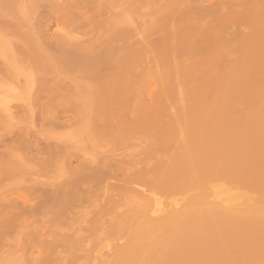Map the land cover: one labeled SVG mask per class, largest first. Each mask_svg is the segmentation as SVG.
<instances>
[{"label": "rangeland", "instance_id": "1", "mask_svg": "<svg viewBox=\"0 0 264 264\" xmlns=\"http://www.w3.org/2000/svg\"><path fill=\"white\" fill-rule=\"evenodd\" d=\"M168 1L169 0H156V7H155V11L153 13L154 15H153L152 20L146 19V16H147L146 15L147 14L146 13L147 12L146 8L145 9L144 8L140 9L141 10L140 14H139V18L141 17L140 24L138 22V24H137L138 26L136 28L137 32L135 34H133V35H135L134 36L135 38H133V35H131L132 36L131 37L132 40L130 39L131 42L133 41V39H134V41L137 40V42H138L137 45H136L137 49L135 48L134 45L131 47V45H130L131 43H129L130 41H127L129 38H126L124 36L123 37L122 36H117L116 38L114 37L112 39L110 37L112 32H110V31H113V30H112V28H110V27L108 28L107 26H103L102 28L85 27V28H82V29H76L74 27L65 25V26H59V27H56V26L54 27L53 26L52 28H50L48 30L49 33H51L52 31L54 32L56 30L57 31L56 32L57 36L60 37V39L65 41V42H70V41L72 43L76 42L77 44H79L81 46H83V44H85L84 45L85 47H86V44L89 47L95 42H98V44H100L101 42H106L109 45L111 43H112L111 45H113V44L114 45H118L119 44L121 46V48H122V46H124L123 44H125L124 49H121L119 51L120 52L122 51L121 53H123V54L125 53L126 57H124V58L128 59V60H125L126 63H128L129 61L132 62L131 59L129 60V54L131 53V51H133L134 49L139 51V52H137V53L140 54V55L138 54L139 55V59H137V61H136L137 63L132 62L134 65L132 63L126 64V63H124L125 62L124 60H122L121 63H117L116 66H118L120 64L122 66H118V67H122L123 69L125 68L124 72L122 71V72H120L118 74H116L117 72H115V73L112 72L114 70L111 71V69H110L111 65L107 66V68L104 67V69H105L104 73H102L103 70L101 72L104 75H102L101 73H98V71L96 72L98 74H96L94 72L95 69L93 71H90L91 69L88 70V69H81V68L68 70V69L60 68L57 65H55L57 67H54V69L53 68L50 69V66L52 67L54 65H48L49 63L48 64L46 63L44 68H43L44 69V71H43L44 83L41 86V89H44L45 91L46 90L48 91L49 89H52V88L58 89L61 86L62 87L59 88V89H62V88L65 89V88H68L69 86H75L74 82H72L70 80L71 78L75 77V78H77V81H78V82L76 81L78 84H77V86H75L76 87L75 89L79 90V91L81 90L80 92H82V90H87L85 92H82V93L78 92L77 94H75L77 96V98L81 99L82 97L89 95L87 100L92 99L91 95L94 92L93 93L94 94L93 96H95L94 99L97 96H99V98L98 97L96 98L97 100L103 99L104 101H106V100H109L110 98H112V96L116 95V94L113 93L114 88H112V86L110 84L117 83L119 80H122V79L123 80H127L128 78H130L129 80L131 82L133 81V79H135L136 81L134 80L132 82L133 84H131V86L128 84L129 85L128 88L136 86L135 89L131 88L129 90H125L127 88L126 87L127 85H124L123 84V80H122L121 83L124 86L121 85L123 87V89H121V91H120L121 93L119 92V95L122 98H124L123 94H122L123 91L126 92V93H124V96L127 97V98H125L126 99V101H125L126 103L123 101L124 105L126 104L124 108H126V106H127V109L130 108L128 111H126L124 109V114H123L124 117L122 116V119L124 118L123 120H125V121L134 120L137 123H140V124L145 123L146 124L145 126H143L144 128H142L141 130L136 131L133 135L130 136V138L126 137V133H125L124 130H121V132L118 135V132H116V131L115 132H111V131H109V129H106V130L103 131L104 132L103 134H104V136H107V137L102 139V140H99L101 138V137L99 138L100 134L98 136L97 132H95L92 129H90V124L88 123L89 125H87L86 124L87 122H84V121H87L89 119V118H87V120H86V117H85V115H88L87 109L90 108L89 104H87L88 101L87 102L83 101V102H86V104L84 103L83 104L84 108L82 107L80 109L79 114H81V113L82 114L81 115L78 114L80 117L83 116L82 118L78 117L79 119H75V118L73 119V118L68 116V118L61 119V121H63L62 124L61 123L49 124V123H47L45 121L36 120L35 122H33L34 125H35V127L33 128L32 127V122H31V119L29 118V116H30V112L32 110H36V108H34L35 104H34V102L32 100L33 92L36 89V86H35V83H34V76H35L36 70L33 67H31L30 65L23 63L20 60L19 57L15 56L13 54V52H12L13 50H12V46H11V43H13V42L11 41V39H9V37L4 36L2 34L1 29H0V134H3L5 132L8 133L9 131L15 130L17 127H21V128L24 129V132H27L28 135L31 138H33L34 140H39L41 142L48 143V144L51 145V148H50V150L48 152H46L45 157L41 158V160H44L45 158L48 159V162H47L46 165L43 166V165H39V163H27L26 164L25 173L18 174L16 176L12 177L11 180L6 183V187L5 188L13 189L14 191H16L15 188L18 189L19 185H20V187L31 186L34 183H40V184L42 183L44 185L46 184V185H49V186L58 185V184L64 182L68 178V176H69V171L68 170H70V168L74 169L75 166L77 167V165H78V163L80 161L78 159H89V160L90 159H92V160H94V159L97 160L98 159L97 161L100 160L99 163H104L105 162V163H110V164H116L118 162H126L127 160L135 159L136 162H137V165H136L137 169H143V172H145L144 170L147 171V169H149V168H151V170H148V172L149 171L151 172L152 170L153 171L155 170L156 174H157V171L158 172L161 171V173H160L161 175L160 176L163 179L161 181L159 180V183L163 182V184H165V182L168 179V173H171L169 171L170 168H173L175 166H176L175 171H177V169L179 167L184 169V168H186V166L188 164L190 165V163H191L190 167H192L194 165L192 168H196V169L199 168V167L202 169V167H201V165H202V166H204L203 170H204V172L206 174V169L210 170L209 168L214 169L216 167L214 165H212V167H210L211 165L208 166L209 162L211 164H212V161H213V163H216V162L220 161V159L222 160V162L225 163V165L230 162V158L224 156V155L227 154L224 151L226 150L225 148L229 145V143L232 144V142L236 141L235 139L237 138L238 134L237 135L236 134L233 135V133H235V130H239L240 127H239V125H236L235 127H232V129H231L230 126H233V124H234L233 122H235L234 118L237 116V114H238V117H236V119H239L241 117L239 119L241 121V122H239V124H240V126L242 128L241 130H243V132H245V133H242V134L240 133L241 135L246 134V132L250 133L253 130L254 126L256 127L254 129H257L259 127V130H261L262 132L259 131L260 134L257 135L256 134L257 132H254V130H253L255 135L258 136V140L253 138L255 135H252V136L250 135L251 136L250 138H249V136L247 134L246 135L248 136V138H246V136L244 135V137L247 140L250 139L249 141H247L248 146H245L248 149L246 150V148H244L246 152L243 151V148L239 149V150H241V152H239L238 150H236V151L238 153H241V155L239 154V156H242V154L244 156V154H248L249 152H251L250 150L253 151L254 150L253 148L255 147L256 144H258L260 146L261 143H263L261 145V148H262L261 152L259 150H254L255 151V153H254L255 156L253 155L250 158V160H248V163L246 161V163H247L246 166L248 165L247 170H249V171H251L253 167H256V165H259V166L263 165L264 166V162L261 163L262 162L261 160H263V158H264V148H263L264 147L263 146L264 145V142H263V140H264V138H263L264 137V81H263L264 80L263 79L264 78V72L261 73L263 68H264V47H263L264 46V30H263L264 29L263 28V25H264L263 24L264 23V21H263L264 20V14H263L264 5H261L262 0H256V2H255V0L254 1L253 0H223V1L222 0H215V1L222 2L223 3L222 4L223 7H220V8L216 7V9H217L216 11H215V9L213 11H211V12L215 11L214 12L215 14L214 15L212 14V17L207 15V16H209L208 17L209 19H207V17H206L205 20H202L200 18H199L200 20H197V17L199 16L198 15L199 13L198 12L194 13L193 8L195 6L197 7V9L201 8L199 10V12H200L202 10V8L204 9V8L211 7L212 3L214 2V0H196V1H191L190 4L188 2H186V3L184 2L186 4L185 6L189 5V7H187V8H189L188 9L189 12H190V10H191V12L193 11L192 14L190 13L192 16L187 12V10L185 11L183 9L184 12L182 11L180 16L175 17L176 19H174V18L170 19L169 17H168L169 19H165L163 17V15H166V14H164V11H166L168 8H165V6L163 4H166ZM224 1H229V3H230V1H232V5H231L232 7H233V5H234V7L238 6L236 10H234L235 8H233V10L235 12L233 10L231 11L232 7L229 6L230 4H228V7H226L227 5H226V3ZM251 1L253 2V4H252ZM263 2H264V0H263ZM256 3H257V5H255ZM175 5L178 8L184 7L183 4H181L182 6H180V4H177V3ZM175 5H174V8H176L178 10V8L175 7ZM222 5H220V6H222ZM230 7H231V9H230ZM170 8H169L170 12L179 13L178 11H173ZM227 12L228 13H232L233 12L234 15H235V16L232 17L231 16L233 14L232 13V14H230L231 17H228V18L232 19L231 22H229L230 20L227 17L226 18L229 21H226L227 19L224 18L225 14L226 15L228 14ZM184 13L185 14L188 13L189 16H191L190 18H192V19L194 17L193 14L196 16V17H194L196 22L192 23V24H194V26L196 28L193 27V25H191V27L195 28L197 30L199 29L201 31V33H200V31L198 32L195 29L193 30V34H192V31L189 32L190 28H188V26H190V24H188V22H186L187 20H185V16L186 17H188V16L187 15H185V16L182 15ZM256 13H257V15H254ZM258 13H262L263 15H260ZM207 14H209V12ZM108 15H110V13H108ZM108 15L105 14V17L108 16ZM205 15L206 14H203V16H205ZM251 15H254V16H251ZM248 16L249 17L251 16V19H250L251 21H248V19H249ZM258 16H259V22L260 23L258 22V18H257ZM246 18H248L246 20L247 22L244 21ZM261 18H263V20H262L263 22L260 21ZM192 19H190V20L192 21ZM222 19H224V20L226 19L225 20L226 23ZM239 21H241V23ZM244 22H246V23L249 22V23H248V25L245 24L243 26ZM228 23L232 24L233 27L231 26L232 27V28L230 27L231 29L228 28L230 26ZM227 24H228V27H227ZM234 24H236V25L238 24L237 25V29H236ZM256 24H258V25H256ZM260 24H263V25H261V27L258 28V26H260ZM186 27H187V30H188V34L190 33V34L194 35L196 33V31H197L195 37L191 35L192 38L194 39V41H192L193 39L191 38L190 35L187 36V33H185L186 34V36H185V34L182 33V32H185L183 30H186ZM213 27H214L213 30H215V31H213V30L212 31L215 32V33L217 32V34L218 33L221 34V32H223V29H225L224 31L226 32V28H228V30L229 29L231 30L230 32L227 31L228 33L226 32L227 34L230 33V35H225L226 36L225 38H228L227 40L224 39V37H221L223 39H220L219 36L215 35V38L219 37L220 40L218 38H216V39H218V41H221V40L223 41L224 40L226 43L228 42L227 44H224V41L221 42V43L219 42L220 44L215 43V39H213L214 40L213 43H210V42H212V39H210V38L214 37V35L212 36V34H215V33H212V31H208V30L210 28L212 29ZM204 28H207L206 31L208 33L211 32V33H209V38L204 33V30H205ZM220 28H222V30ZM126 30H127V28H126ZM178 30H180L179 33H178ZM181 30H182V32H181ZM225 32H223V33L225 34ZM198 33H199L200 36L197 35ZM181 34H183V35H181ZM120 35H123V34L121 33ZM245 38H247L248 40H246ZM97 39L99 41H96ZM249 40L252 42V45L254 47L257 46V45L255 46L256 42H257L258 45H260V44H262V45L261 46H257L254 49L253 46L250 45L251 43H250ZM116 41L120 42V43H117ZM207 41H209L208 43H210L209 49L207 47H205ZM218 41H216V42H218ZM122 42H123V44H122ZM246 42H247V45L245 44ZM88 43H89V45H88ZM134 43H136V41ZM190 43H192V45ZM221 44L224 45V46L227 45V47L225 48ZM236 44H237V46H236ZM202 45H204V46H202ZM188 46L191 47V48H189ZM206 46H208V45H206ZM251 46H252V51L254 50L253 52L251 51ZM186 47H188V49ZM221 47H224V50ZM235 47H236V50H234V51H237V52H234L233 50H231L232 48L234 49ZM215 48H216V50H220L221 51V56H220V53L218 54V52L215 51ZM210 49H211L212 52H210V53L207 52V50L210 51ZM244 50H245L246 53H243ZM214 51L216 52L215 54H214ZM228 51L229 52L233 51L234 53L232 52V54H231V52L229 53ZM249 51H251V52H249ZM108 52L104 51V55L106 57L109 56V55L107 56ZM225 52H226V55L223 54ZM117 53H119V52H117ZM249 54H251V55H249ZM115 55H116V53H115ZM115 55L113 56V58L115 57ZM119 55H121V54H119ZM240 55H241V57H240ZM108 58H109L108 61H110L112 59L111 57H108ZM124 58H121V59H124ZM230 58L232 60H230ZM254 62H256V63H254ZM131 64H132V66H135V68L133 67V69L137 68L136 72L134 70V73H135L136 77L134 76V74L131 73V72H133V70H129L130 72H128V70H126V66L129 65V67H130ZM230 64L231 65L233 64V65L231 66ZM47 65L49 66V68L47 67ZM236 66L237 67L240 66L239 67L240 69L237 68ZM56 68H58V69H56ZM108 68L110 70H107ZM235 68H236V70L233 71L232 69H235ZM253 69H255V70H253ZM125 70H126V72H125ZM231 70H232V72H231ZM109 72L110 73L112 72L114 76H112ZM218 72H219V74H218ZM108 73L110 74V76L109 75H107L108 77L105 76ZM119 74H121V76ZM89 75H91V77ZM217 75H218L219 78L217 77ZM221 75H222V77H221ZM236 75H238V76H236ZM84 77H85V80H84ZM98 77H101L103 80H105L104 77H107L106 86H104L100 90L99 93H97L94 88H92V89L90 88V91H89L88 90L89 89V86H88L89 84H87L86 81H89V80L91 81L92 78L95 79V78H98ZM113 77L115 78V80L113 82H110V81H112ZM119 77H121V79ZM133 77H135V78H133ZM202 78H204V80ZM224 79H225V81H224ZM129 80L126 81V82L130 83ZM200 80L203 81L204 84ZM228 80H229V82H228ZM245 80H246V82H245ZM251 80H253V81H251ZM126 82H125V84H127ZM134 82H136V85L134 84ZM119 83H120V81H119ZM235 83H237V84H235ZM211 84H213V85H211ZM133 85H135V86H133ZM203 85H204V87H203ZM81 86H82V89L80 88ZM177 87H179V88H177ZM243 87H245V91H244ZM204 88H205L206 91H204ZM211 89H212V91H211ZM221 90L223 91V95L220 94V92H222ZM224 90H225L226 93L224 92ZM237 90L239 92H241V93H242V91L244 92L241 95L242 97L240 96L241 93L239 94V92ZM202 91L204 92L205 95L203 94ZM227 91H228V93H227ZM89 92L91 93V95L88 94ZM129 92H131V93H129ZM237 92H238V94H237ZM231 93H232V95H231ZM236 94H237V96H236ZM75 95H73V97ZM243 95H245V96H243ZM76 96L74 97V99H76ZM205 96H207V97L205 98ZM234 97L235 98L237 97V99H235ZM186 98H187L188 101L186 100ZM204 98L206 99V101H205ZM229 98H231V100ZM241 98H243V99H241ZM62 99H63V97L58 96L57 99L54 100L53 103L60 102ZM226 99L229 102L231 101L232 103H229V104H231L233 106L230 105L228 107V105H225V103L227 102ZM223 100H225V103L223 102ZM238 100H239V102L242 100L243 103L240 102L241 106L238 105L237 102H235V101H238ZM221 101H222L223 105H222V103L220 104ZM193 103L195 105H193ZM93 104H95V102ZM128 104H129V106H128ZM259 104H260V106H259ZM91 105H92V103H91ZM43 106L44 107L42 108V110L45 112V111H48V109L50 107L54 106V104L47 103V104H45ZM92 106H94V105H92ZM192 106H195V107H192ZM222 106H227L229 112L227 111V108L224 109L225 107L223 108ZM19 107H24V109L23 110H19ZM87 107H89V108H87ZM104 107H102L100 110L94 107L93 108L94 114L97 111L98 112L99 111H107L108 112V111H111L113 109L112 106H110V105H105ZM134 107H136V109H140L139 112H141V113H139L137 111V115H134L133 113L136 112V110L133 109ZM204 107H205V109H204ZM239 107H241V108H239ZM144 108H145V110H144ZM149 108H152L153 112H151V110H148ZM232 108H233V110L236 111V113H235V111H233L234 113H232L230 111ZM91 109H92V107H91ZM91 109L89 110V111H91L89 113V115L90 114L91 115L90 116L88 115L87 117H91L93 115L92 114L93 112H92ZM237 109H239V110L237 111ZM82 110H84L85 112L84 111L82 112ZM220 110H223L222 112H226V113L228 112V115L226 113H222ZM240 110H241V113L239 112ZM145 111H148V112L150 111L149 112L150 115L152 114L150 119L148 118L147 120H145V118H147V117H145V114L143 113ZM201 112H202L203 116L201 115ZM199 114H200V116H199ZM239 114L241 116H239ZM242 114H243V116H242ZM147 115L148 114H146V116ZM150 115H148V117ZM183 115H184L185 119H184ZM206 115L207 116L210 115V118L209 117L207 118ZM107 116H109V117H108V119L106 117L107 120H105V121H109V122L113 121V119H114L113 115L108 114ZM179 116H181V117H179ZM233 116H235V117H233ZM205 117H206V119H205ZM246 118H248L249 120L247 121ZM241 119H244V121H242ZM260 119L262 120V123H261ZM205 120H206V123L208 124L207 125L208 133H213V131L218 130L217 133L214 132L215 134H211L210 138L209 137H207L208 139L206 138V143L211 140V137L213 138L212 142H213L214 146L212 145V143H210L211 146L207 145L208 148L211 147V152L214 150V147H215V150L218 149L217 151H219L218 154H215L216 156L214 155V153H216L217 151L213 153V157L211 158V160H210V157H209L211 152H209V154H208V152L207 153L204 152V154H203L204 157L206 158L208 156L207 158H209V162L206 163L207 164L206 166H208L209 168L205 167V165L203 164V162L205 160L203 162H201V163L200 162L197 163V165H196V163L192 164V162L189 161V158H191L190 160H193V162H194V159H192V158H194L196 155L201 156L200 153H202L207 148L206 147L205 149H199V148H202L200 146H202V144L204 143L205 135L203 133L207 132V130L203 131V129L204 130L206 129V126H204V124H206ZM232 120H233V122H232ZM255 120H257V122ZM103 121H104V119H103ZM236 122H235V124H236ZM249 122L251 124L250 127L254 124L252 126V130L250 132L248 131V129L250 130V128H248ZM201 124H203V125H201ZM224 125H225V127H224ZM186 126L188 127L189 130L186 128ZM191 126H192V128H189ZM197 126H198V128L199 127L202 128L201 129L202 130L201 133L204 136H201V137L197 136L199 139L196 137L197 140H195L194 137L198 134V132L201 135L200 130L198 131ZM202 126H204L205 128H203ZM210 126L213 127V128L210 129ZM215 127H216V129H215ZM222 127H224V128L227 127V129H225L226 131ZM260 127H261V129H260ZM185 128H186V130H185ZM220 128H221V130H219ZM191 129L196 130L197 134H196V132L194 130H191ZM190 130H191V134L193 133L192 135L194 137H192V138L194 139V141L200 140V141H198V143L199 144L201 143L200 145H198V143L196 144L195 142L194 143L192 142V147L193 148L191 147V144L188 143V142H191V139H192V138H190V132H189ZM210 130H211V132H209ZM222 130H224L226 133L229 130L230 132L228 131V133L229 134L231 133L230 137L233 135V138L232 137L231 138L234 141L230 142V137L228 136V133H227V136H226L225 132H224V134L220 132ZM194 132H195V134H194ZM239 132H240V130H239ZM164 134L165 135L167 134L166 135L167 138L165 137ZM175 134H177V135H175ZM261 134L263 135L262 138L260 137V136H262ZM222 135H224V136H222ZM185 137H187V138H185ZM202 137H203V139H201ZM218 137H219V139H218ZM221 137L222 138L225 137L226 140L225 139L221 140ZM234 137H235V139H234ZM164 138H166V139H164ZM245 138H242V137L240 138V136H239V139L238 138L237 139H238V142L241 139L240 140V142H241V141H243L242 139H245ZM260 138H261L262 142L260 141V143H257L260 140ZM253 139H255L256 141H253ZM220 140H221V142H219ZM245 141H243V142H245ZM252 141L255 142L256 144H254ZM251 142L254 144V146L250 145V147H249V144ZM185 143L186 144L188 143L187 145L190 146L189 150H187V151H189L191 153V154L190 153L189 154H185L183 152V154L187 155L186 157L182 156L183 154L182 155L180 154L181 149L183 151V149L186 148V147L182 148L183 145L187 146V145H185ZM164 144H166L168 146H166ZM181 144H182V147L180 146ZM217 144H219V145H217ZM231 144H230V146H231ZM242 144L244 145V143H242ZM195 145L199 147L198 150L200 151V153H199V151H196L197 147ZM233 145L231 147H234L233 150L235 151V146H233ZM237 145H238L237 147L239 148V144H237ZM230 146H228V147H230ZM259 146H256V147L259 148ZM175 147H176V149H175ZM256 147H255V149H256ZM190 148L192 150H190ZM220 148H221V151L219 150ZM163 149H165L166 152ZM178 149H179L180 152L177 151ZM149 150L150 151L152 150L151 152H154V153L153 154L150 153L151 155L148 154L147 152ZM222 151L224 153H226V154H223V157H225L224 159H222V157L219 156V155L222 156V153H221ZM256 151H259V152H257V154H256ZM192 152H194V154L196 153V155H194ZM230 152L231 151H229L228 154ZM32 153H35V152H32ZM54 153H58V154L65 153V154H68V155H72L73 158L70 159L69 161L68 160H64V159H61L59 156H53ZM179 154L181 156H179ZM227 156H229V155H227ZM234 156L235 155H233V157H232L233 159H234ZM248 156H249V154H248ZM258 156L261 158L260 160H259ZM179 157L181 158L180 161H179ZM183 157L185 158L184 161L182 160ZM214 157H215L216 162L214 160ZM201 158L202 157L198 158V161ZM236 158H237V154H236ZM176 159H177V162L175 161ZM245 159H248V157L247 158L246 157H244V158L240 157V160H236L234 164L232 163L233 166H234V169H237L238 167L240 168V166L242 167L241 161L244 162ZM201 160H203V159H201ZM254 160H256V161H254ZM257 160H259L260 162L257 161ZM166 161H168L169 163L172 161L171 166H169L170 164L168 162H166ZM182 161L183 162L188 161L187 165L185 164V166H184V163L182 164ZM195 162H197V161L195 160ZM257 162H259V164ZM167 163L169 165H167ZM175 163L176 164L178 163L180 165H178V164L176 165ZM238 163H239V165H238ZM253 163H255L256 165L254 166ZM160 164H162V165L165 164L167 166V168L164 165H163L164 167L161 168L159 166ZM218 164H219V162L217 163V165ZM251 164L253 165V167H249ZM189 165L187 167H189ZM231 165H228V166H231ZM157 166L160 167L161 170L157 169L156 168ZM228 166H227V168H228ZM129 167L131 168V166H128V168ZM168 167H170L169 170H168ZM220 167H222V165ZM244 167H245V165H244ZM244 167H243V169L245 171L246 167L245 168ZM154 168H156V169H154ZM227 168H226V170H227ZM173 169H171V170L173 171ZM217 169H221V168L218 167ZM253 169L255 170V173H254L255 175H253L255 178H253V177L252 178H253V180L255 179L258 182L259 179H256V177L259 176V173L261 174V171L263 170V168H262V170L258 168L257 170L259 172H256L255 168H253ZM179 170L177 172H179ZM224 170L225 169H223V171ZM38 171H40V172H38ZM175 171H173V172H175ZM181 172H179V173H181ZM204 172H202V173L204 174ZM224 173H223V175H224ZM245 173H246V176L249 177L248 176L249 173H247V171ZM245 173L241 174V176L238 177V180H239V182H241V184L244 182L242 184V187H241V190H240L242 192H246V190H247L246 186L247 187L249 186L247 184V182L252 180V178L250 177L249 178L250 180L245 182L244 181V179L246 177V176H244ZM251 173L249 174L250 176H251ZM257 173H258V175H257ZM154 174H155V172H154ZM199 174H201V172H198V175ZM220 174H221V172H220ZM226 174H227V171H226ZM158 175H159V173H158ZM199 176H202V175H199ZM221 176H222V174H221ZM123 177H124V173L119 172L118 176H117V179L119 180V179H121ZM156 177H157V175L155 177H153V178L155 179ZM262 177H263V175H262ZM258 178H260V177H258ZM109 179L106 180V182L109 183V184H114V182L117 180V179H113V178L110 179V180ZM246 179H248V178H246ZM263 179H264V177L260 178V181H263V182L260 183V185H262L264 183ZM77 180L79 181V179H77ZM77 180H75V183H79ZM156 180H158V179H156ZM256 181H254V183ZM72 182H74V181H72ZM181 184L182 183L180 181L179 185H181ZM244 184L245 185L247 184V185L245 186ZM249 184H251V183H249ZM243 185H244L245 189H243L244 188ZM255 185H254L253 188H257V187L260 188V186L257 185V187H256ZM250 186L252 187L253 185H250ZM128 187L129 188L127 190H123V191H120V192H119V190L109 189L107 191V193L105 192V194H104L103 191H100V190L96 191V193L98 194L99 200L101 198H103L102 200H104V198L106 199L107 197L108 198H110V197L113 198L114 197L115 199H114V201H113V203L111 205H105L106 203L104 204L103 207H107V209L105 210L106 213L103 214V216L101 218H99V220L95 223V226H94L93 230L91 229L90 231H88L87 233H85L83 235V238H84L83 239V242H84L83 243L84 244L83 245V250H84L83 253L87 254V256L86 257L85 256L84 257H79L78 259H76L74 261L75 264H133V263L134 264H136V263L137 264H139V263L143 264V262H144V264H149L148 263V262H150L149 258L151 259V261L153 260V262L156 261L157 264H159L160 262H161L160 264H180V263H182V260H181L182 256H183L182 259H184L183 263H185V261L187 263V260L191 256V255H188L189 254V249L192 247L190 249V250H192V251H190V253L191 254L194 253V251H196L197 248L199 249L200 246H203L204 243H208V241H210V240H212V241L214 239L216 240L217 239V238H215L216 234H217V237H218V235L221 234V236H219V238H221V240L222 239L225 240V241L224 240L223 241H224V243L226 245L222 241L221 242L223 243V246L225 247L224 249L227 251V253L228 252L230 253L231 249L233 251H235L234 250L235 247L233 245L232 246L234 248L230 249V247H232L231 243L232 242L234 244L236 243V241L234 240L235 237L238 236L237 241L238 240L240 241V237H243L244 235L246 237L250 236V237H248V239L244 237V239H247V242H245L246 240L244 241L243 238H241L245 242L244 246H246V248H247L246 249L243 246L244 249H245L244 252H246V250H247V253H246V254H248L247 255V259H250L251 257H249V256H251L252 253H253L251 251L253 249H255L254 247L256 245V244L254 245V242L257 243L256 242L257 239L253 238L254 239L253 241L251 239L252 237H255V232H256L255 229L258 230V228L261 225H262L261 228H264L263 227L264 222H263V224L259 225V227H258V223L261 222V220L259 218L257 219L256 218L257 216H254L253 218H251L252 217L251 216L252 213L250 214V212L248 213V211H245L244 213H246V214L243 215V217L245 218V219L243 218L244 221H247L249 223L250 227H251V222L252 223L254 222V228H253L254 232L253 233H251V232H249L250 234H247L245 232H242L243 234L240 233L241 230L243 231L244 228L249 227V226H246V224H248L247 222L246 223L242 222V224L243 223L245 224L244 227H242L240 229V231H239V229L237 231V229H236V227L234 225H235V223L239 222L240 216H238L239 218L231 216L232 220L233 219L234 220L238 219L237 222H235L236 220L233 222L234 223L233 226L231 224V221L229 220L231 217H229L228 219H226V220L230 221L229 223H228V221L227 222L224 221L225 224H226L225 225L226 227L223 228L221 226L223 228V230H221V232H219L220 231L219 229H218V231L215 230L216 232H214L211 229L207 230L208 229V224L210 223V220L212 221L214 217L212 216V218H211V216H210V218H211L210 219L208 214H206V213H203V217H202L201 216L202 213H201L200 216L202 217L203 222H207L208 224L205 223V225L202 226V227H204L203 230H202L203 233L201 234L202 236L199 235L200 236V238H199V237L195 236L196 233L194 232V230H192L195 227L194 224H193V221H194L193 219L196 218V217L198 218L199 216L192 217L193 219L191 218L193 221L189 222V223H192L193 226H190V224H187V222H188L187 221V222H185L187 225L184 223L185 224L184 225L185 228L181 227V226H183L182 220L184 218H186V217H183V216H181L178 213L180 208L178 209V211L175 210L176 207H178V206L176 204H174V203H176L178 201V200L177 201H175V200H176L177 197L180 196V193H178L179 196L178 195L174 196V194L165 195V198H167V202H169V204L165 203L166 202L165 198H164V201H161L162 198L164 197V195L162 194L163 197L160 195L162 197V198L159 197L161 199L160 200L161 207L163 206L162 204L165 203V204H168L169 207L171 206L170 207L171 210L168 211V208H169L168 207V208L164 209V211L162 210L163 213L159 214L161 212V209H160L159 205H157L158 209L155 206L156 205L155 202L157 200L154 201V203H153V200H151V199H154V196L152 195L153 197L150 199L151 202H149L148 199H147L148 195H151V193L148 192L149 189H148V187L146 185L138 184V183L134 184L133 183V184H130ZM253 188L251 189L252 191H253ZM262 188H264V187H262ZM262 188L258 189V190L257 189L254 190V191L259 192V193L261 192V196L259 194L254 196V194L252 193L254 198L256 196L257 197L259 196L258 199L262 198V194L264 193V189H262ZM12 191H11L10 194L6 195L5 198L3 197V199L12 200V198L15 197L14 199L18 203H21L23 201L24 197L22 195H17L16 192H14V191L12 192ZM248 191L252 192L250 190H248ZM188 192H184V195H183V193H181V196L183 195V196H186L185 198H192L193 199L197 195V194L195 195V193L192 194V191H188ZM181 196L178 199H181V201H182L183 197L181 198ZM149 197H151V196H149ZM0 198H2V197L0 196ZM207 198L205 197L203 199H200L199 200V204L208 205L207 201H209L210 199L207 200ZM61 199L63 200V198H61ZM183 201H186V200L184 199ZM256 201H258V200H256ZM263 201H264V199H263ZM263 201H262V204H264ZM160 202H157V203H160ZM182 202H181V205L183 203H185V202H183V203ZM211 202H212V200H211ZM258 202H260V201H258ZM258 202H255V204H254L255 209L258 207L257 204H256ZM88 205H89L88 201L83 199L82 200V205L77 206L76 210H72L71 211V214L69 215L70 218H72V217L74 218V217H76V216H78L80 214L84 216V214H83L84 211L83 210L84 209H89L90 207ZM195 205H196V203H195ZM240 205H242V207H244L243 204H239V205L235 204V207L239 206L238 207V209H239V208H241ZM259 205L261 206V204H259ZM58 206L60 207V205H58ZM164 207H166V205H164ZM231 207H229V208L231 209ZM235 207L233 206L232 209H236ZM159 209H160V212L158 211ZM240 210H238V212ZM169 212H171V214ZM166 213L170 214L171 218L169 217V219H172V220H170L171 222L168 221L170 223L164 224V226H163L164 229L162 228L163 229V232H162V229H160L161 227L159 225L163 224V223H160L159 220H156V218L159 219V215L163 218V216H165V215L162 216V214H166ZM178 214L182 217V220H180L182 225H181V223L179 224L180 221L178 220V218L181 219V217H179ZM174 215H176L178 217L175 218ZM195 215L196 214H194V216ZM189 216H193V215H189ZM161 217H160V219L162 221L163 219ZM246 217L249 220L246 219ZM187 218H188V215H187ZM241 218H240V220H241ZM254 218H255V220H254ZM191 219H189V221H191ZM224 220H225V218H224ZM262 220H264V218H262ZM38 222L41 223L42 221L40 220ZM172 222H173V224H172L173 226L181 228V230L178 231V232H181V234L187 228L189 229V230L188 229L187 230L190 231V228L188 227V225L191 228L193 227L191 230L194 232V235H192L193 234L192 231H191L192 233L188 232V234L190 233L191 236L188 235V238L186 239L187 241L184 240L185 245L183 243H180L182 240L179 239L180 235L178 233H176L177 231L173 232V230H172L173 233H171V232L168 233V231H171V229H169V226H171ZM155 223H159V224H155ZM256 223H257V225H255ZM239 224H240V226H242L241 223H239ZM239 224H236L237 228H240V227H238ZM156 225H158V226H156ZM166 225L168 226V230L165 229ZM167 226H166V228H167ZM173 226H171L170 228L173 229ZM223 226H224V223H223ZM228 226L229 227H234L236 229V232L234 231L235 229L232 230V228H230V231H228L229 230ZM250 227H249V230H250ZM71 228L72 227L69 226V225L68 226H61V229L63 231H65V233H70ZM158 228L161 231L158 230ZM178 228H177V230H178ZM225 228L228 229V230H226L227 232L224 231ZM246 229H248V228H246ZM253 229L251 228V230H253ZM157 230L160 231V232H158ZM210 230H211V232H210ZM259 230H261V229L259 228ZM45 231L46 232L41 234L39 239H44V240H47V241H56L57 239H59L57 236H54L53 234H51L50 231H48V230H45ZM72 231L73 230H71V232ZM153 231H157V235L156 236L154 235L156 238L155 237H151L153 234H151V236H149V237H146V236H148L147 234L150 235V232H153ZM212 231H213V233L215 235L213 234L214 238L211 239L210 238L211 236L207 237L206 234L207 233L208 234L211 233V235H212ZM222 232H224V233L226 232V234L224 235V233H222ZM228 232H229V235L232 236V237L229 236L230 238H232L231 239V241H232L231 243H230V238L229 239H225V238H227V235H228L227 233ZM230 232L231 233H237L238 232V234H236V236L234 237L233 235L230 234ZM239 233L241 234L240 236H239ZM176 234L178 235V237H177ZM164 235L166 237H168V238L170 236V238L169 239L167 238V240H166L163 237ZM213 235H212V237H213ZM0 236H2V235H0ZM174 236L178 238L180 245L183 244L181 246V247L184 246L183 250L186 249V247H187L186 244H188V247H189V242L191 241L190 242V246L191 247H189V249L187 250L188 253L186 254L188 256L185 255V253L187 252L186 250H185V252L181 251L182 249H181L180 245L178 244L177 238L175 239ZM195 237H197L199 239V240L198 239L196 240L197 242L195 241V239H196ZM0 238L2 239V237H0ZM151 238H153V239L151 240ZM219 238L216 241H213V242L211 241V243H209L210 247H212L211 244L216 242L215 244H217V245L219 244L218 246L215 245L216 248H218L220 246L219 248H221L223 250L222 245H220L222 243L219 242L220 241ZM257 238H258V236H257ZM1 239H0V264H23V262H26V260H28V259L29 260L31 259L30 262H32L34 264L37 259L39 260V258H40V260H41L42 258H44L45 254L47 256L46 252L45 253L41 252L36 247H34L31 251L29 249H27L26 251L25 250L23 251L22 249L20 250V248L18 249L16 246H13L14 245V244H12L13 242L10 244V243H8V241H5V240H7L6 238H4L5 240L4 239L1 240ZM10 240L12 241L11 238H10ZM150 240L152 242H150ZM188 240H189V242H188ZM217 241H218V243H217ZM192 242H193V245L196 243L198 246L193 247V245L191 244ZM262 242L258 243V246L261 247L260 244H262ZM175 244L178 245V246H175ZM67 245L68 244H66V243L59 242L55 246V248H54L55 250L53 249L54 253L56 254L60 250H61L60 252H62V250H68V246H69V250L68 251L73 249V246L70 247L71 245H68V246ZM206 245H204V246H206ZM263 245H264V243H263ZM258 246H256V247L258 248ZM176 247H178L179 251H177ZM210 247L208 248V251L212 250ZM193 248H195V249H193ZM212 248H214V247H212ZM240 249L241 248H239V250ZM263 249H264V247H263ZM173 250L177 251L176 252L177 255H175L176 253ZM241 250L243 251V249H241ZM146 251H147V253H146ZM208 251L206 253L210 254V252H208ZM216 251H217V249H216ZM216 251L214 250L213 252H216ZM226 251H225V254H226ZM262 251H264V250H262ZM181 252L184 255H181ZM218 252H220V251H218ZM256 252H259V251H255V253ZM52 253H50V254H52ZM160 253H161V256H160ZM229 253H228V255L226 254L228 257L230 256ZM153 254H154V256H153ZM209 254H207V257H208ZM220 254H221V252H220ZM220 254L218 255V254L215 253V256L218 255L220 260H221V262H223L225 260L226 261L228 260V259H226L228 257H226L225 254H224L225 257H223ZM246 254H245V256H246ZM260 254H262V253H260ZM263 254H264V252H263ZM64 255L66 256L67 254H64ZM239 255H240V252H239ZM239 255L236 254V256H239ZM253 255H257V257L259 256L258 254H254V253H253ZM253 255H252V259H254ZM128 256H130V257H128ZM213 256H214V253H213ZM213 256H210V258L209 257L207 258L206 254H205L204 257L207 260L208 259L209 260L212 259L211 261H208L209 263L211 262L210 264L220 263V262H218L219 258L217 259L215 256H214V258H211ZM174 257H175V259L171 260V258H174ZM185 257H187V259H185ZM158 258H159V260H158ZM232 259H234V262H230V264L237 263L236 262L237 257L234 256V258H232ZM247 259H245V260H247ZM260 259H262V258H260ZM260 259H258V260H260ZM129 260L131 262L132 261L133 262L131 263ZM203 260H204V258L202 256V257H200L199 261H197V263H195V264H201V262H202V264H204L205 260L204 261ZM243 260H244V258H243ZM44 261L45 260H43V262ZM255 261L257 262V260H255ZM205 262H207V261H205ZM247 263H248V261H247ZM258 263L260 264V261ZM258 263H256V264H258ZM29 264H31V263H29ZM150 264H152V263L150 262ZM227 264H229V262ZM241 264H242V262H241ZM243 264H244V262H243ZM248 264H250V261H249Z\"/></svg>", "mask_w": 264, "mask_h": 264}, {"label": "bare ground", "instance_id": "2", "mask_svg": "<svg viewBox=\"0 0 264 264\" xmlns=\"http://www.w3.org/2000/svg\"><path fill=\"white\" fill-rule=\"evenodd\" d=\"M191 1H196V0H169L166 4H163L164 6H165V8H168L166 11H164V14H166V15H163V17L165 18V19H176L175 17H178V16H180V14H181V12L183 11L184 12V10L186 11L187 10V12L190 14H192V12L194 11V13L195 12H198L199 14V16L197 17V20H200V19H202V20H205V18L207 17V19H209L208 17L209 16H211L212 17V14L214 15L215 13V11L217 10L216 9V7H218V8H220V7H223V3L222 2H220V1H215L214 0V2L212 3V6L211 7H209V8H202V10L199 12V10L201 9V8H198L197 9V7L195 6L194 8H193V11L191 12V10H190V12H189V8H187V7H189V5L188 6H185L186 4V2H188L189 4L191 3ZM223 1V0H222ZM254 1V0H253ZM185 2V3H184ZM217 2V3H216ZM225 3H226V7H228V4H230L229 6H231L232 5V1H230V3H229V1H224ZM248 2V1H247ZM252 2V1H251ZM255 2H256V0H255ZM262 2H263V0H262ZM261 2V5H264L263 3ZM180 4V6H182L181 4H183L184 5V7H180V8H178L175 4ZM214 4V5H213ZM250 4V3H249ZM252 4H253V2H252ZM174 5H175V7H177L178 8V10L176 9V8H174ZM220 5H222V6H220ZM238 5V4H237ZM255 5H257V3L255 4ZM191 6V5H190ZM240 6V5H239ZM155 7H156V0H0V29H1V31H2V34L4 35V36H6V37H9V39H11V41L13 42V43H11V46H12V52H13V54L15 55V56H17V57H19L20 58V60L23 62V63H25V64H28V65H30L31 67H33L35 70H36V72H35V76H34V83H35V86H36V89H35V91L33 92V95H32V100H33V102H34V104H35V106H34V108H36V110H32L31 112H30V116H29V118L31 119V122H32V127L34 128L35 127V125H34V123L33 122H35L36 120H39V121H45V122H47V123H49V124H57V123H63V121H61V119H63V118H68V116L69 117H71V118H75V119H79V118H82L83 116H79V115H81V114H79V112H80V109L84 106L83 104L85 103L86 104V102H87V104H89V106H90V108L89 107H87V108H89V109H87V111H88V115H89V113L91 112V111H89L90 109H91V107H92V116L91 117H87L88 115H85V117H86V120H87V118H89L87 121H84V122H87L86 124L87 125H89L90 124V129H92L93 131H95V132H97V135L99 136V134H100V136H99V140H102V139H104V138H106L107 136H104V130H106V129H109V131H111V132H118V135H119V133L121 132V130H124L125 131V133H126V137H128V138H130V136L131 135H133L136 131H138V130H141L142 128H144L143 126H145L146 124L145 123H142V124H140V123H137V122H135L134 120H131V121H125V120H123L122 119V116H123V114H124V109L126 110V111H128L130 108H128L127 109V106H126V108H124L125 107V105H124V102L126 101V99L125 98H127V97H125L124 96V93H126V92H124L123 91V97L124 98H122V97H120V95H119V92L121 91V89H123V87L122 86H124V85H127L124 89L125 90H129V89H131V88H136V82H134V84L135 85H133V86H135V87H131V88H128L129 87V85L131 86V84H133L132 82L135 80V79H133V81L131 82L129 79L130 78H128L127 80H123V84L121 83V81L122 80H119L120 81V83H119V81L117 82V83H112V84H110L111 86H112V88H114V90H113V93L114 94H116L115 96H112V98H110L109 100H106V101H104L103 99H100V100H97L96 98L98 97L99 98V96H97L95 99H94V97L95 96H93L94 94V92L92 93V95H91V93L89 92L88 94H90L91 95V98L92 99H89V100H87L88 99V96H84V97H82L81 99L80 98H77V96L75 95V94H77L78 92L79 93H82V92H85V91H87V90H82V92H80L79 90H76L75 88V86H77V78H71L70 80L72 81V82H74V85L75 86H69L68 88H65V89H59V88H61V87H59L58 89H54V88H52V89H49L48 91L46 90H44V89H41V86L43 85V83H44V77H43V71H44V66H45V64L47 63H49L48 65H54V66H50V69H54V67H57V66H59L60 68H64V69H68V70H71V69H76V68H81V69H88V70H90V71H93L94 69V72L96 73L97 71H98V73H101L102 72V70H103V72L102 73H104V67L105 68H107V66H110L109 68L111 69V71L112 70H114V71H112V72H117L116 74H118V73H120V72H124V69L122 68V67H118V66H122V65H118V66H116L117 65V63H121L122 62V60H128V59H126V58H124V57H126L125 56V53L123 54V53H121L119 50H121V49H124V46H125V44H123V42H122V44L124 45V46H122V48H121V46L118 44V45H109L108 43H106V42H101L100 44H98V42H95V43H93L91 46H87V44H86V47L84 46L85 44H83V46H81V45H79V44H77L76 42H74V43H72L71 41L70 42H65V41H63V40H61L60 39V37H58L57 36V31L55 30L54 32L52 31L51 33H49L48 32V30L50 29V28H52L53 26L55 27H59V26H65V25H68V26H71V27H74V28H76V29H82V28H85V27H89V28H102L103 26H107L108 28L110 27V28H112V30L113 31H110V32H112L111 33V35H110V37L113 39L114 37L116 38L117 36H124V37H126V38H129L127 41H130V39H131V35H133V34H135L136 32H137V30H136V28H137V24H138V22H139V24H140V19H141V17L139 18V14H140V9L142 8H146V19H148V20H152V18H153V13H154V11H155ZM171 7V8H170ZM232 7V6H231ZM231 7H230V9H231ZM238 7V6H237ZM237 7H234V5H233V7H232V9H231V11L233 10V8H235L234 10H236L237 9ZM169 8L170 9H172L173 11H178L179 13H177V12H170V10H169ZM187 8V9H186ZM196 8V9H195ZM181 9V10H180ZM184 9V10H183ZM215 9V11L214 12H211V11H213ZM180 10V11H179ZM233 10V11H234ZM230 11V10H229ZM205 12V13H204ZM209 12V14H207ZM235 12V11H234ZM108 13H110V15H108ZM188 13H184V14H182V15H187L188 17H186L185 16V20H187L186 22H188V24H190V26H188V28H192L191 27V25H193V27H195L194 26V24H192V23H195L196 21H195V18L194 17H196L194 14H193V19L192 18H190L191 16H189V14ZM211 13V14H210ZM228 13V12H227ZM233 13V12H232ZM232 13H228L227 15L225 14V16H224V18H228V17H233V16H235L234 15V13L232 14ZM105 14H107L108 16H106L105 17ZM203 14H206L205 16H203ZM230 14H232L231 16H230ZM237 14V13H236ZM251 14V13H250ZM253 14V13H252ZM258 14H260V15H263L264 14V12H263V14L262 13H258ZM168 15V16H167ZM207 15H209V16H207ZM254 15H257V13L256 14H254ZM254 15H251V16H254ZM259 15V16H260ZM167 18H166V17ZM204 18H203V17ZM251 16L249 17V19L248 18H246L244 21H246L247 19H248V21H251L250 19H251ZM259 16L257 17L258 18V22H259ZM169 17V18H168ZM202 17V18H201ZM210 17V18H211ZM188 18V19H187ZM200 18V19H199ZM226 18V19H227ZM244 18V17H243ZM178 19V18H177ZM181 19V18H180ZM183 19V18H182ZM190 19H192V21L190 20ZM225 19V20H226ZM230 21H229V20ZM226 21H229V22H231L232 21V19H230V18H228ZM184 20V19H183ZM190 20V21H189ZM225 23H226V21L224 20V19H222ZM240 20V19H239ZM263 20V18H261V20L260 21H262ZM194 21V22H193ZM222 21V22H223ZM264 21V20H263ZM262 21V22H263ZM190 22V23H189ZM240 23H241V21H239ZM247 22V21H246ZM246 22H244V24H243V26L246 24V25H248V23H246ZM260 23V22H259ZM187 24V25H188ZM229 24V23H228ZM228 24H227V27H228ZM264 24V23H263ZM263 24H260V26H258V28L259 27H261V25H263ZM230 26L228 27V28H230L231 26H232V24H229ZM235 25V27H236V29H237V25L236 24H234ZM256 25H258V24H256ZM255 25V26H256ZM225 27V26H224ZM233 27V26H232ZM231 27V28H232ZM126 28H127V30H126ZM196 28V27H195ZM195 28H192L191 30L189 29V32H191L192 31V34H193V30L195 29ZM209 28V27H208ZM228 28H226V32L227 31H231L230 29L228 30ZM243 28V27H242ZM256 28V27H255ZM257 28V29H258ZM263 28H264V25H263ZM205 29V30H204ZM203 30H204V33L208 36V38H209V33H211V32H207L206 30H207V28H204ZM211 29V28H210ZM208 30V31H212L213 29H214V27L211 29V30ZM221 30H222V28H220ZM186 30H187V27H186ZM186 30H183V31H185V32H182V30H181V32L182 33H187V36L188 35H192V34H188V30L186 31ZM195 30H197V29H195ZM225 29H223V32H225L224 31ZM256 30V29H255ZM264 30V29H263ZM179 31L180 30H178V33H179ZM198 32L200 31L199 29L197 30ZM197 31H196V33H197ZM207 33H206V32ZM213 31H215V30H213ZM212 31V33H215V32H213ZM217 31V30H216ZM223 32H221V34H217V32L215 33V34H212V36L214 35V37H212V38H210V39H212V42H210V43H213V39H215V43H218V44H220L221 42H223L222 40L221 41H218V39H219V37H220V39H223V38H221V37H224V39H228V38H225L226 36L225 35H230V33L229 34H227L226 32H225V34L223 33ZM123 34V35H120V34ZM127 35H126V34ZM177 33V32H176ZM196 33L194 34V35H192V36H196ZM200 33H201V31H200ZM203 33V32H202ZM252 33V32H251ZM224 34V35H223ZM181 35H183V34H181ZM198 36H200L199 35V33L197 34ZM215 35H217V36H219V37H216V38H218V39H216L215 38ZM221 35V36H220ZM130 36V37H129ZM135 35H133V38H135L134 37ZM185 36H186V34H185ZM184 36V37H185ZM192 36H191V38H192ZM248 36V35H247ZM250 37V36H249ZM242 38V37H241ZM251 38V37H250ZM249 38V39H250ZM193 39V38H192ZM209 39V40H210ZM219 39V40H220ZM246 40H248L247 38H245ZM132 40V39H131ZM208 40V39H207ZM96 41H99L98 39L96 40ZM118 41V40H117ZM116 41V42H117ZM136 41V43H134ZM134 41V39H133V41L131 42H129V43H131L130 45H131V47L134 45L135 46V48L137 49V47H136V45H137V40H135ZM192 41H194V39L192 40ZM204 41V40H203ZM216 41H218V42H216ZM250 41V40H249ZM255 41V40H254ZM113 42V41H112ZM189 42V41H188ZM209 41H207L206 42V45H208V46H206L204 43V45H205V47H207L208 49H209V47H210V43H208ZM220 42V43H219ZM239 42V41H238ZM248 42V41H247ZM247 42L245 43L246 45H247ZM117 43H120V42H117ZM202 43V42H201ZM208 43V44H207ZM228 43V42H227ZM225 41H224V44H227ZM250 45H252V42L250 41ZM189 44V43H188ZM187 44V45H188ZM191 45H192V43H190ZM88 45H89V43H88ZM201 45V44H200ZM204 45H202V46H204ZM212 45V44H211ZM222 45V44H221ZM261 46L262 44H260V45H258L257 44V42L255 43V46ZM217 46V45H216ZM222 46H224V45H222ZM236 46H237V44H236ZM253 46V45H252ZM252 46H251V51H252ZM256 46V47H257ZM189 47V46H188ZM188 47H186L187 49H188ZM213 47V46H212ZM225 48L227 47V45L226 46H224ZM224 47H221L223 50H224ZM229 47V46H228ZM250 47V46H249ZM256 47H254L253 46V48L255 49ZM264 47V46H263ZM134 48V47H133ZM189 48H191V47H189ZM203 48V47H202ZM238 48V47H237ZM213 49V48H212ZM250 49V48H249ZM248 49V50H249ZM106 51V52H108V54H107V56L108 57H111L110 59V61H108L109 60V58L108 57H106L105 55H104V51ZM231 50H236V47L233 49H231ZM247 50V49H246ZM103 53H102V52ZM215 51L216 52H218V54L220 53V56H221V51L220 50H216V48H215ZM214 51V54L216 53ZM226 51V50H225ZM232 51V52H233ZM251 51H249V52H251ZM254 51V50H253ZM252 51V52H253ZM263 51V50H262ZM117 52H119V53H117ZM137 52H139L138 50H133V51H131V53L129 54V60L131 59V61L132 62H134V63H137L136 61H137V59H139V53H137ZM207 52H212L211 51V49H210V51L209 50H207ZM229 52V51H228ZM231 52V51H230ZM229 52V53H230ZM232 52H231V54H232ZM234 52H237V51H234ZM233 52V53H234ZM110 53V54H109ZM112 53V54H111ZM115 53H116V55H115ZM243 53H246L245 52V50H244V52ZM248 53V52H247ZM119 54H123L122 56L121 55H119ZM139 54V55H138ZM223 54H225L226 55V52L225 53H223ZM230 54V55H231ZM111 55V56H110ZM115 55V57L113 58V56ZM119 55V56H118ZM217 55V54H216ZM242 55V54H241ZM241 55H240V57H241ZM248 55V54H247ZM249 55H251V54H249ZM117 56V57H116ZM215 56V55H214ZM223 56V55H222ZM253 56V55H252ZM224 57V56H223ZM121 58H124V59H121ZM164 58V57H163ZM220 58V57H219ZM203 59V58H202ZM259 59V58H258ZM229 60V59H228ZM230 60H232L231 58H230ZM234 60V59H233ZM220 61V60H219ZM260 61V60H259ZM132 62H128V63H126V61L124 62V63H126V64H130V63H132ZM238 62V61H237ZM244 62V61H243ZM246 62V61H245ZM257 62V61H256ZM256 62H254V63H256ZM104 63V64H103ZM133 64V63H132ZM132 64H131V66L129 67V65H127L126 66V70H128V72H130L129 70H133V72H131L132 74H134V76L136 77V75H135V73H134V70H135V72H136V70H137V68L136 69H133V67L135 68V66H132ZM205 64V63H204ZM240 64V63H239ZM243 64V63H242ZM47 65V67L49 68V66ZM55 65H57V66H55ZM134 65V64H133ZM218 65V64H217ZM231 65V64H230ZM233 65V64H232ZM231 65V66H232ZM237 65V64H236ZM211 66V65H210ZM229 66V65H228ZM246 66V65H245ZM58 67V68H59ZM132 67V68H131ZM137 67V66H136ZM237 67V66H236ZM240 67V66H239ZM239 67H237V68H239ZM58 68H56V69H58ZM107 69V70H110V69ZM214 68V67H213ZM228 68V67H227ZM221 69V68H220ZM231 69V68H230ZM240 69V68H239ZM247 69V68H246ZM256 69V68H255ZM255 69H253V70H255ZM126 70H125V72H126ZM217 70V69H216ZM233 71L234 70H236V68L235 69H232ZM232 70H231V72H232ZM225 71V70H224ZM227 71V70H226ZM242 71V70H241ZM245 71V70H244ZM75 72V71H74ZM110 73L112 76H114L113 75V73ZM127 72V73H128ZM220 72V71H219ZM219 72H218V74H219ZM240 72V71H239ZM238 72V73H239ZM264 72V68H263V70H262V72L261 73H263ZM98 73H96V74H98ZM101 73V74H102ZM106 74L105 76H107V75H109L110 76V74ZM229 73V72H228ZM234 73V72H233ZM236 73V72H235ZM255 73V72H254ZM100 74V75H101ZM221 74V73H220ZM240 74V73H239ZM243 74V73H242ZM250 74V73H249ZM102 75H104V74H102ZM120 76H121V74H119ZM227 75V74H226ZM246 75V74H245ZM62 76V75H61ZM90 77H91V75H89ZM88 76V77H89ZM95 76V75H94ZM133 76V75H132ZM205 76V75H204ZM211 76V75H210ZM235 76V75H234ZM236 76H238V75H236ZM247 76V75H246ZM260 76V75H259ZM78 77V76H77ZM102 77V76H101ZM101 77H98V78H95V79H93L92 78V80L90 81H86L87 82V84H89L88 86H89V91H90V88L92 89V88H94L95 89V91L97 92V93H99L100 92V90L104 87V86H106V82H107V77H104L105 78V80H103ZM135 77H133V78H135ZM217 77H218V75H217ZM221 77H222V75H221ZM225 77V76H224ZM256 77V76H255ZM79 78V77H78ZM114 78V77H113ZM112 78V81H110V82H113L114 80H115V78L113 79ZM120 79H121V77H119ZM201 78V77H200ZM219 78V77H218ZM230 78V77H229ZM82 79V78H81ZM80 79V80H81ZM203 80H204V78H202ZM201 79V80H202ZM264 79V78H263ZM83 80V79H82ZM84 80H85V77H84ZM130 81V83H128V82H126V81ZM132 80V79H131ZM200 80V81H201ZM259 80V79H258ZM77 81V82H76ZM136 81V80H135ZM222 81V80H221ZM224 81H225V79H224ZM241 81V80H240ZM251 81H253V80H251ZM250 81V82H251ZM264 81V80H263ZM76 82V83H75ZM84 82V81H83ZM85 82V83H86ZM125 82L127 83V84H125ZM202 83H203V81H201ZM200 82V83H201ZM228 82H229V80H228ZM245 82H246V80H245ZM255 82V81H254ZM222 83V82H221ZM108 84V83H107ZM129 84V85H128ZM204 84V83H203ZM215 84V83H214ZM217 84V83H216ZM223 84V83H222ZM226 84V83H225ZM235 84H237V83H235ZM257 84V83H256ZM109 85V86H110ZM122 85V86H121ZM211 85H213V84H211ZM250 85V84H249ZM85 86V85H84ZM114 86V87H113ZM206 86V85H205ZM218 86V85H217ZM234 86V85H233ZM243 86V85H242ZM241 86V87H242ZM79 87V86H78ZM181 87V86H180ZM203 87H204V85H203ZM227 87V86H226ZM81 89H82V86L80 87ZM84 88V87H83ZM177 88H179V87H177ZM244 88V91H245V87H243ZM217 89V88H216ZM233 90V89H232ZM249 90V89H248ZM92 91V90H91ZM133 91V90H132ZM204 91H206L205 90V88H204ZM211 91H212V89H211ZM222 91V90H221ZM230 91V90H229ZM234 91V90H233ZM238 91V90H237ZM178 92V91H177ZM203 92V91H202ZM224 92H225V90H224ZM239 92V91H238ZM238 92H237V94H238ZM248 92V91H247ZM256 92V91H255ZM66 93V94H65ZM121 93V92H120ZM129 93H131V92H129ZM208 93V92H207ZM226 93V92H225ZM227 93H228V91H227ZM241 92H239V94H240ZM242 93H244L243 91H242ZM242 93L240 94V96L242 95ZM65 94V95H64ZM203 94H204V92H203ZM220 94L221 95H223V91L222 92H220ZM230 94V93H229ZM228 94V95H229ZM235 94V93H234ZM237 94H236V96H237ZM73 95H75L76 96V99H74V97H73ZM128 95V94H127ZM126 95V96H127ZM205 95V94H204ZM225 95V94H224ZM231 95H232V93H231ZM248 95V94H247ZM58 96H61V97H63V99L60 101V102H57V103H53L54 102V100H56L57 99V97ZM80 96V95H79ZM93 96V97H92ZM122 96V95H121ZM129 96V95H128ZM230 96V95H229ZM235 96V95H234ZM243 96H245V95H243ZM262 96V95H261ZM202 97V96H201ZM207 96H205V98H206ZM242 97V96H241ZM263 97V96H262ZM84 98V99H83ZM123 100H122V99ZM188 98V97H187ZM187 98H186V100H187ZM204 98V99H205ZM209 98V97H208ZM232 98V97H231ZM231 98H229L230 100H231ZM235 98V97H234ZM245 98V97H244ZM86 99V100H85ZM223 99V98H222ZM221 99V100H222ZM233 99V98H232ZM235 99H237V97L235 98ZM241 99H243V98H241ZM250 99V98H249ZM227 100V99H226ZM246 100V99H245ZM82 101V102H81ZM83 101H86V102H83ZM98 101V102H97ZM124 101V102H123ZM188 101V100H187ZM205 101H206V99H205ZM216 101V100H215ZM92 103V105H94V106H92L91 105V103ZM95 102V104H93ZM199 102V101H198ZM217 102V101H216ZM223 102L225 103V100H223ZM228 102V103H227ZM227 102L225 103V105H228V107L231 105V104H229V103H232L231 101L229 102L228 100H227ZM235 102H237L238 103V105H240L241 103L240 102H242V100L239 102V100L238 101H235ZM47 103H51V104H54V106H52V107H50L49 109H48V111H43L42 110V108L44 107L43 105H45V104H47ZM126 103V102H125ZM130 103V102H129ZM205 103V102H204ZM222 103V101L220 102V104ZM236 103V104H237ZM243 103V102H242ZM123 104V105H122ZM206 104V103H205ZM212 104V103H211ZM105 105H110V106H112V110L111 111H97L95 114H94V111H93V108L95 107V108H97V109H101L102 107H104ZM192 105V104H191ZM193 105H195L194 103H193ZM222 105H223V103H222ZM235 105V104H234ZM88 106V105H87ZM128 106H129V104H128ZM231 106H233V105H231ZM237 106V105H236ZM241 106V105H240ZM259 106H260V104H259ZM192 107H195V106H192ZM206 107V106H205ZM205 107H204V109H205ZM224 109H226L227 108V111L229 112V110H228V107L227 106H222ZM221 107V108H222ZM84 108V107H83ZM105 108V107H104ZM148 108V107H147ZM214 108V107H213ZM220 108V107H219ZM239 108H241V107H239ZM243 108V107H242ZM24 109V107H19V110H23ZM134 110H136V114L135 113H133L134 115H137V111L139 112V110L140 109H136V107H134L133 108ZM185 109V108H184ZM230 109V108H229ZM236 109V108H235ZM144 110H145V108H144ZM143 110V111H144ZM148 110H151V112H153V109L152 108H149ZM195 110V109H194ZM239 109H237V111H238ZM246 110V109H245ZM84 110H82V112H83ZM133 111V110H132ZM183 111V110H182ZM221 112L223 111V110H220ZM232 113H234L233 111H235V110H233V108L230 110ZM243 111V110H242ZM247 111V110H246ZM85 112V111H84ZM134 112V111H133ZM150 112V111H149ZM148 111H145V112H143L144 114H145V117H147V118H145V120H147L148 118L150 119V117H151V115H150V113H149ZM205 112V111H204ZM228 112L226 113V112H222V113H226L227 115H228ZM240 113H241V110L239 111ZM139 113H141V112H139ZM138 113V114H139ZM142 113V114H143ZM215 113V112H214ZM220 113V112H219ZM235 113H236V111H235ZM243 113V112H242ZM246 113V112H245ZM79 114V115H78ZM108 114H111V115H113L114 116V119H113V121H111V122H109V121H105V120H107L108 119V117L109 116H107ZM146 114H148V115H150L149 117H148V115L146 116ZM91 115V114H90ZM89 115V116H90ZM189 115V114H188ZM201 115H202V112H201ZM236 115V114H235ZM245 115V114H244ZM247 115V114H246ZM257 115V114H256ZM187 116V115H186ZM199 116H200V114H199ZM203 116V115H202ZM224 116V115H223ZM222 116V117H223ZM239 116H241L240 114H239ZM242 116H243V114H242ZM249 116V115H248ZM247 116V117H248ZM252 116V115H251ZM77 117V118H76ZM79 117V118H78ZM106 117H107V119H106ZM124 117V116H123ZM179 117H181V116H179ZM183 117H184V115H183ZM206 117L208 118H210V115L209 116H207L206 115ZM206 117H205V119H206ZM212 117V116H211ZM219 117V116H218ZM221 117V118H222ZM232 117V116H231ZM233 117H235V116H233ZM236 117H238V114H237V116ZM236 117L234 118L235 120V122H236V124H235V122H233V120H232V122L234 123L233 124V126H230L231 127V129H232V127H235L236 125H239V130H240V132H239V130H235V133H233V135L234 134H238L237 135V138L239 139V136H240V138L242 137V138H245L244 137V135L246 136V138H248V136H249V138L252 136V135H255V133L254 132H257L256 134L258 135V134H260V132L259 131H261V130H259V127L257 128V129H254V128H256L255 126H254V128H253V130H254V132H253V130H252V126L254 125L253 123V125L250 127V122H249V124H248V128H250V130L248 129V131L250 132L251 130V132L250 133H247L246 132V134L248 135H246V134H243V135H241L242 133H245V132H243V130H241L242 128H241V126H240V124H239V122H241L239 119L241 118H239V119H236ZM257 117V116H256ZM132 118V117H131ZM130 118V119H131ZM201 118V117H200ZM103 119H104V121H103ZM184 119H185V117H184ZM183 119V120H184ZM189 119V118H188ZM215 119V118H214ZM228 119V118H227ZM233 119V118H232ZM247 119V121L249 120L248 118H246ZM81 120V119H80ZM83 120V119H82ZM85 120V119H84ZM127 120V119H126ZM129 120V119H128ZM204 120V119H203ZM202 120V121H203ZM208 120V119H207ZM239 120V121H238ZM242 121H244V119H241ZM251 120V119H250ZM261 120V119H260ZM230 121V120H229ZM246 121V122H247ZM256 122H257V120H255ZM108 122V123H107ZM159 122V121H158ZM204 122V121H203ZM202 122V123H203ZM217 122V121H216ZM220 122V121H219ZM223 122V121H222ZM221 122V123H222ZM89 123V124H88ZM185 123V122H184ZM205 123H206V120H205ZM210 123V122H209ZM213 123V122H212ZM218 123V122H217ZM245 123V122H244ZM243 123V124H244ZM261 123H262V120H261ZM190 124V123H189ZM201 125H203V124H201ZM207 123L206 124H204V126H206V129L204 130L203 129V131H206L207 130V134L206 133H203L204 135H205V138H204V143L202 144V146H200V147H202V148H199L198 146H196L197 148H196V151H199L198 150V148L199 149H205L206 147V151L204 150L202 153H200V151H199V153H200V155L201 156H198V155H196V153L194 154V152H192L194 155H196L194 158H192V159H194V162H193V160H190L191 158H189V161L190 162H192V164L193 163H196V165H197V163H201V162H203L204 160V162H203V164L205 165V167H208L209 165H211L210 167H212V165H214V166H216L214 169H211V168H209L210 170H208V169H206V174H205V172H204V170H203V167L204 166H202L201 165V167H202V169L199 167V168H192V167H190L191 166V163H190V165H189V167H187L188 165H187V162L188 161H186V162H183L184 161V157H183V161H182V164L184 163V166H185V164L187 165L186 166V168H178L177 169V171L180 169H182L181 171L179 170V172H181V173H179V172H177V171H175V168H176V166L175 167H173V168H170V167H168V170H169V168H170V172L171 173H168V179H167V181L165 182V184H163V182L162 183H159V180L161 181L163 178H161V171H157V174H156V171L154 170H152L151 172L149 171L148 172V170H151V168H149V169H147V171L146 170H144L145 172H143V169H137V167H136V165H137V162H136V160L135 159H132V160H127L126 162H118V163H116V164H110V163H99V161H97V160H92V159H78V160H80L79 161V163H78V165H77V167L75 166L74 167V169H71L70 168V170H68L69 171V176H68V178L64 181V182H62V183H60V184H58V185H54V186H49V185H44V184H40V183H34L33 185H31V186H26V187H20V185L18 186L19 188L18 189H16L15 188V190L16 191H14L13 189H7V188H5L6 187V183L7 182H9L10 180H11V178L12 177H14V176H16V175H18V174H22V173H25V169H26V164L27 163H39V165H46L47 164V162H48V159H44V160H41V158L43 157H45V154H46V152H48L49 150H50V148H51V145L50 144H48V143H44V142H41V141H39V140H34L33 138H31L29 135H28V133L27 132H24V129L23 128H21V127H17L15 130H13V131H9L8 133L7 132H5V133H3V134H0V196L2 197V198H0V235H2V236H0V237H2V239H4V238H6L7 240H5V241H8V243H12V244H14L13 246H16L18 249L20 248V250L22 249L23 251L25 250H27V249H29L30 251L34 248V247H36L39 251H41V252H46L47 253V256H46V254H45V256H44V258H42L41 260H40V258H39V260L37 259L36 260V262L34 263V264H75L74 263V261L76 260V259H78L79 257H86L87 256V254H84L83 253V235L85 234V233H87L88 231H90L91 229L93 230L94 229V226H95V223L99 220V218H101L102 216H103V214H105L106 212H105V210L107 209V207H103L104 206V204L105 205H111L112 203H113V201H114V197L112 198V197H110V198H104V200H102L103 198H101L100 200H99V198H98V194L96 193V191L97 190H100V191H103L104 192V194H105V192L107 193V191L109 190V189H114V190H119V192L120 191H123V190H127L129 187V185L130 184H135V183H138V184H144V185H146L147 187H148V192H150L151 193V195H148V201L149 202H151L150 201V199L154 196V199H151V200H153V203H154V201H156L155 202V206L157 207V209H158V206L157 205H159V207H160V209H161V212H160V209L158 210L160 213L159 214H161V213H163V211H164V209H166V208H168L169 207V202H167V198H165V195H172V194H174V196L175 195H178L179 196V194L178 193H180V196H181V193H183V195H184V192H188V191H192V194L193 193H195V197L192 199V198H185L186 196H181V198H182V201L185 199L186 201H183V202H185V203H183L182 201H181V199H178L179 197H177L176 198V200L175 201H177L176 203H174V204H176L178 207H176V209L175 210H177L178 211V209H179V211H178V213L181 215V216H183V217H186V218H184L183 220H182V217L178 214V216L179 217H181V219H179L178 218V220L180 221V220H182V223H183V226H181L182 228H185V222H187V224H190V226H193L192 225V223H189V222H192L193 220V224H194V228L192 229L189 225H188V227L190 228V231H188L187 229L186 230H184L183 232H182V234H181V232H178L179 230H181V228L179 227H176V226H173L172 224H173V222L171 223V226H173V229L172 228H170L171 226H169V229H171V231H168V233H173V232H176V233H178L180 236V238L179 239H181L182 241L180 242V243H183L184 245H185V243H184V240L185 241H187L186 239L188 238V235H190V233H192L193 231L192 230H194V232L196 233V235L195 236H197V237H199L200 238V236H202L201 234L203 233V228L204 227H202L203 225H205V223H207V222H203V220H202V217H203V213H206V214H208V216H209V218H210V216H211V218H212V216L214 217L213 218V220L211 221L210 219V223L208 224V229L207 230H209V229H211V230H213L214 232H216V231H218V229L220 230L219 232H221V230H223V228L224 227H226L225 225V222L224 221H228V223L231 221V224H232V226H233V222L235 221V222H237L238 221V219H233L232 220V217L234 216V217H236V218H239L238 216H240V218H241V220H240V218H239V222H237V223H235V227H236V229H237V231H238V229H239V231H240V229L242 228V227H244V223L242 224V222H247V221H244V217H243V215H245L246 213H244L245 211H248V213L250 212V214H251V218H253L254 216H257L256 218L258 219H260L261 220V222H259L258 223V227H259V225H261V224H263V222H264V220H262V218H264V204H262V201H263V199H264V193L262 194V198H259L258 199V197L256 196L255 198H254V196L255 195H260L261 196V192L259 193V192H256V191H254V190H258V189H261L262 187H264V183L262 184V185H260V183L261 182H263V181H260V178H263L264 177V166L263 165H261V166H259V165H256L255 163H253V165L255 166L256 165V167H253V165L251 166H249V167H253V168H255L256 169V172H259L257 169L259 168V169H261L262 170V168H263V170L261 171V174L259 173V176L258 177H260V178H258V177H256V179H259L258 180V182L254 179L253 180V178H255L253 175H255L254 173H255V170L252 168V170L251 171H249V170H247V168H248V165L246 166V164L248 163V160H250V158L254 155V153H255V151L254 150H259L260 152H261V145L263 144V143H261V145L259 146L258 144H256L255 142H253V141H256V140H258V136L257 135H255L253 138H255V139H253V143L254 144H256L255 145V147L256 146H259V148L258 147H256V149H255V147L253 148L254 150L252 151V150H250L251 152H249L248 154H249V156H248V154H244V156H243V154H242V156H239V154L241 155V153H238L236 150H238L239 152H241V150H239L240 148L242 149L243 148V151H245V149L244 148H246L245 146H248V143H247V141H249V140H247L246 138L245 139H242L243 141H245V142H243V141H241L242 143H244V145L240 142V140H239V142H238V139L236 138L235 139V137H234V139L236 140V141H234V140H232V138H233V135L230 137V134L228 133V131H227V133H228V136L230 137V142L231 141H234V142H232V144L231 143H229V145L228 146H230V144H231V146L233 145V146H235V151L233 150L234 149V147H226L225 149V151L224 152H226V153H224L223 151L221 152L222 153V156L221 155H219L220 157H222V159H224L225 157H223V154H226V155H224V156H226V157H229L230 158V162L228 163V164H226L227 166L228 165H231L232 163L234 164L235 163V161L236 160H240V157L241 158H244V157H248V159H245L244 160V162L243 161H241V165H242V167L240 166V168L238 167L237 169H234V166H233V164L231 165V166H228V168H227V166L225 165V163L224 162H222V160L220 159V161L222 162H220V161H218L219 162V166L217 165V163L218 162H216V160H215V157H214V160H215V162L216 163H213V161H212V164L209 162V158H205L204 157V152H208V154H209V152H211V147H209L208 148V146H211L210 145V143H212V145H213V138L211 137V140L210 141H208L207 143H206V138L207 137H209L210 138V135L211 134H215L214 132H216L217 133V131L218 130H215V131H213V133H208V128H207ZM262 125V124H261ZM260 125V126H261ZM204 126H202L203 128H205ZM212 126V125H211ZM210 126V129L211 128H213V127H211ZM222 126V125H221ZM89 127V126H88ZM220 127V126H219ZM224 127H225V125H224ZM224 127H222V128H224ZM238 127V126H237ZM246 127V126H245ZM263 127V126H262ZM186 128L188 129V127L186 126ZM186 128H185V130H186ZM189 128H192V126L191 127H189ZM195 128V127H194ZM197 128H198V126H197ZM229 128V127H228ZM196 129V128H195ZM202 128H198V131L200 130V133H201V130ZM215 129H216V127H215ZM225 129H227V127L226 128H224V130ZM245 129V128H244ZM260 129H261V127H260ZM189 130V129H188ZM191 130H194V129H191ZM191 130L189 131L190 132V138H192V137H194L192 134H191ZM213 130V129H212ZM219 130H221V128L219 129ZM224 130H222V131H220L221 133H223L224 134V132L226 131H224ZM256 130V131H255ZM258 130V131H257ZM195 132H196V130H194ZM239 133H238V132ZM242 131V132H241ZM188 132V131H187ZM195 132H194V134H195ZM209 132H211V130L209 131ZM230 132V131H229ZM262 132V131H261ZM220 133V134H221ZM227 133L225 132V134H226V136H227ZM241 133V134H240ZM168 134V133H167ZM166 134V135H167ZM171 134V133H170ZM196 134H197V132H196ZM240 134V135H239ZM163 135V134H162ZM165 135V134H164ZM166 135H165V137H166ZM172 135V134H171ZM175 135H177V134H175ZM204 135H202V133H201V135L199 134V132H198V134L194 137L195 138V140H197V138L198 137H201V136H204ZM207 135V136H206ZM251 135V136H250ZM262 135V134H261ZM184 136V135H183ZM198 136V137H197ZM222 136H224V135H222ZM197 137V138H196ZM220 137V136H219ZM219 137H218V139H219ZM261 138L263 137V135L262 136H260ZM167 138V137H166ZM166 138H164V139H166ZM185 138H187V137H185ZM184 138V139H185ZM261 138H260V140L257 142V143H260V141H261ZM264 138V137H263ZM163 139V140H164ZM173 139V138H172ZM199 139V138H198ZM201 139H203V137L201 138ZM208 139V138H207ZM222 139H225V137L224 138H222L221 137V140ZM171 140V139H170ZM217 140V139H216ZM221 140L219 141V142H221ZM226 140V139H225ZM224 140V141H225ZM190 141V140H189ZM198 141H200V140H198ZM198 141H194V139L192 138L191 139V142H188L189 144H191V147H192V142L194 143H198ZM168 142V141H167ZM250 143L249 144V147H250V145H253L254 146V144L253 143ZM262 142V141H261ZM263 142H264V140H263ZM173 143V142H172ZM187 143V144H188ZM215 143V142H214ZM223 143V142H222ZM227 143V142H226ZM163 144V143H162ZM183 144V143H182ZM182 144L180 145L181 147H182ZM186 143H185V145H187ZM201 144V143H200ZM199 143H198V145H200ZM228 144V143H227ZM237 144H239V148L237 147L238 145ZM242 144V145H241ZM247 144V145H246ZM157 145V144H156ZM164 145H166V144H164ZM205 147H204V146ZM208 145V146H207ZM217 145H219V144H217ZM221 145V144H220ZM241 145V146H240ZM166 146H168V145H166ZM194 146V145H193ZM214 146V145H213ZM244 146V147H243ZM264 146V145H263ZM178 147V146H177ZM180 147V148H181ZM184 147H186V148H184ZM189 145H187V146H184L183 145V147L182 148H184L183 149V151H182V149H181V152L179 151V149L177 150V151H179L180 152V154L182 155L183 154V152L185 153V154H189L190 152L189 151H187V150H189ZM220 147V146H219ZM166 148V147H165ZM193 148V147H192ZM228 148V149H227ZM237 148V149H236ZM258 148V149H257ZM264 148V147H263ZM160 149V148H159ZM158 149V150H159ZM175 149H176V147H175ZM248 148H246V150H247ZM153 150V149H152ZM151 150V151H152ZM156 150V149H155ZM164 151H165V149H163ZM190 150H192L191 148H190ZM210 150V151H209ZM214 150H215V147H214ZM212 151L211 152V154H210V160H211V158L213 157V153L214 152H216L218 149H216L215 151ZM220 151H221V148L219 149ZM231 151L229 154H228V152L229 151ZM150 150L147 152L148 154H153L154 152H151ZM161 151V150H160ZM174 151V150H173ZM242 151V152H243ZM259 151H256V154H257V152H259ZM32 152H35V153H32ZM166 152V151H165ZM178 152V153H179ZM187 152V153H186ZM233 152V153H232ZM246 152V151H245ZM164 153V152H163ZM219 153V151H217L216 153H214V155L215 154H218ZM232 153V154H231ZM150 154V155H151ZM179 154V156H181ZM185 154H183L182 156H187V155H185ZM191 154V153H190ZM236 154H237V158H236ZM263 154V153H262ZM212 155V156H211ZM227 155H229V156H227ZM231 155V156H230ZM233 155H235L234 156V159L232 158L233 157ZM261 155V154H260ZM53 156H59L61 159H64V160H70V159H72L73 158V156L72 155H68V154H65V153H61V154H58V153H54L53 154ZM176 156V155H175ZM216 156V155H215ZM218 156V157H219ZM239 156V157H238ZM255 156V155H254ZM192 157V156H191ZM200 157H202L201 159H203V160H201V159H199V161H198V158H200ZM259 157V156H258ZM262 157V156H261ZM188 158V157H187ZM197 158V159H196ZM205 158V159H204ZM239 158V159H238ZM256 158V157H255ZM180 157H179V161H180ZM227 159V158H226ZM258 159V158H257ZM261 158L259 157V160H260ZM188 160V159H187ZM195 160L197 161V162H195ZM259 160H257V161H259ZM173 161V160H172ZM172 161L169 163L168 161H166V162H168L167 163V165H169V166H171V164H172ZM176 162H177V159L175 160ZM225 161V160H224ZM229 161V160H228ZM232 161V162H231ZM246 161H247V163H246ZM254 161H256V160H254ZM262 162L261 163H263L264 162V158H263V160H261ZM209 162V164H208V166H206L207 164L206 163H208ZM260 162V161H259ZM259 162H257L258 164H259ZM221 163V164H220ZM244 163V164H243ZM260 163V164H261ZM176 164V163H175ZM174 164V165H175ZM178 164V163H177ZM176 164V165H177ZM181 164V165H182ZM162 164H160L159 166L162 168V167H164V166H166L165 164H163L162 166H161ZM178 165H180V164H178ZM222 165V167H220ZM225 165V166H224ZM238 165H239V163H238ZM244 165H245V167H244ZM128 166H131V168L129 167L128 168ZM219 168H221V169H217L218 167ZM225 168H224V167ZM160 167H156L157 169H160L161 170V168ZM232 169H231V168ZM243 167L245 168V171H244V169H243ZM258 167V168H257ZM156 168H154V169H156ZM166 168H167V166H166ZM226 168H227V170H226ZM171 169H173V171H175V172H173ZM223 169H225L224 171H223ZM229 169V170H228ZM142 170V171H141ZM163 170V169H162ZM165 170V169H164ZM203 170V171H202ZM209 172H208V171ZM242 170V171H241ZM124 171V172H123ZM226 171H227V174H226ZM247 171V173H251L252 171V173H251V176L248 174V176L249 177H247L246 176V172ZM38 172H40V171H38ZM119 172H122V173H124V177L123 178H121V179H117V176H118V173ZM154 172H155V174H154ZM165 172V171H164ZM173 172V173H172ZM198 172H201V174H199V175H202V176H199L198 175ZM202 172H204V174L202 173ZM220 172H221V174H222V176H221V174H220ZM225 172V173H224ZM242 172V173H241ZM158 173H159V175H158ZM223 173H224V175H223ZM243 173H245V175L244 176H246L245 177V179H244V181L245 182H247L248 180H250L249 178L251 177H253L252 178V180H250V181H248L247 182V184L250 186V185H253L251 188L248 186H246L245 184V186H246V192H242V191H240L241 190V187H242V184L244 183H242L241 184V182H239V180H238V177H240L241 176V174H243ZM263 173V174H262ZM153 175V176H152ZM157 175V177L154 179L153 177H155ZM198 175V176H197ZM257 175H258V173H257ZM262 175H263V177H262ZM227 176V177H226ZM159 177V178H158ZM117 179L115 182H114V184H109V183H107L106 182V180H108V179ZM246 178H248V179H246ZM77 179H79V181L77 180ZM109 179V180H110ZM156 179H158V180H156ZM224 179V180H223ZM75 180H77L79 183H75ZM227 180V181H226ZM264 180V179H263ZM72 181H74V182H72ZM181 181V185H179V182ZM254 181H256L255 183H254ZM72 182V183H71ZM253 182V183H252ZM249 183H251V184H249ZM257 183V184H256ZM259 183V184H258ZM74 184V185H73ZM76 184V185H75ZM256 184V185H255ZM244 185H243V187H244ZM254 185L257 187V185L258 186H260V188L259 187H257V188H253L254 187ZM22 186V185H21ZM253 188V191L251 190ZM243 189H245V187L243 188ZM262 189H264V188H262ZM14 191V192H16L17 193V195H22L23 197H24V199H23V201L21 202V203H18L14 198L15 197H13L12 198V200H9V199H3V197L5 198V196L6 195H8V194H10L11 193V191ZM248 190H250V191H252V192H249ZM12 191V192H13ZM196 191V192H195ZM199 193H198V192ZM261 191V190H260ZM189 193V192H188ZM191 193V192H190ZM254 194V196H253V194ZM164 195V197H163V195ZM153 195V196H152ZM163 197H161V196ZM149 196H151V197H149ZM209 196V197H208ZM159 197H161L162 198V200L159 198ZM207 198V200H209V201H207V204L208 205H206V204H199V200L200 199H203V198ZM212 199H211V198ZM61 198H63V200L61 199ZM164 198H165V203H168V204H165L164 202V204H162L163 206L161 207V202H160V200L161 201H164ZM3 199V200H2ZM87 200L88 201V203H89V209H84L83 211V214H84V216L83 215H78V216H76V217H72V218H70V214H71V211L72 210H76L77 209V206H79V205H82V200ZM188 199V200H187ZM190 199V200H189ZM196 199V200H195ZM15 200V201H14ZM102 200V201H101ZM159 200V201H158ZM198 200V201H197ZM211 200H212V202H211ZM256 200H258V201H260V202H258V201H256ZM157 202H160V203H157ZM180 202V203H179ZM181 202L183 203L182 205H181ZM198 202V203H197ZM255 202H258L259 204H261V206L258 204V203H256L257 204V208L255 209V206H254V204H255ZM264 202V201H263ZM195 203H196V205H195ZM212 203V204H211ZM198 204V205H197ZM210 204V205H209ZM235 204L236 205H239V204H243V206L245 207H242V205H240L241 206V208H239L238 209V207H235ZM58 205H60V207L58 206ZM164 205H166V207H164ZM56 206V207H55ZM234 206L236 209H232V207ZM253 206V207H252ZM59 209H58V208ZM164 207V208H163ZM171 207V206H170ZM169 207V208H170ZM229 207H231V209L229 208ZM56 208V209H55ZM163 208V209H162ZM168 208V211H170L171 210V208L169 209ZM182 208V209H181ZM244 208V209H243ZM156 209V210H157ZM241 209V210H240ZM163 210V211H162ZM182 210V211H181ZM238 210H240L239 212H238ZM243 210V211H242ZM167 211V210H166ZM181 211V212H180ZM235 213H234V212ZM242 211V212H241ZM165 213V212H164ZM168 213V212H167ZM162 214V216L163 215H165V216H163V218L159 215V219L158 218H156V220H159V222L160 223H163V224H160L159 226L161 227H159L160 229H162L163 228V226H164V224H166V223H170L171 221L170 220H172V219H169V217L171 218V216H170V214H171V212H169L170 214ZM201 213H202V215H201ZM194 214H196L195 216H194ZM187 215H188V218H187ZM189 215H193V216H189ZM202 217H201V216ZM205 215V214H204ZM236 215V216H235ZM178 216H176V215H174V217L175 218H177ZM196 216H199L198 218L196 217ZM232 216V217H231ZM160 217L164 220H162L161 221V219H160ZM192 217H196V218H192ZM229 217H231L229 220H226V219H228ZM193 220H192V219ZM201 218V219H200ZM224 218H225V220H224ZM244 218V219H243ZM166 219V220H165ZM169 219V220H168ZM189 219H191V221H189ZM246 219H248L247 217H246ZM256 219V220H257ZM42 221L41 223L40 222H38V221ZM185 220V221H184ZM243 220V221H242ZM249 220V219H248ZM254 220H255V218H254ZM166 221V222H165ZM168 221H170V222H168ZM175 221V220H174ZM178 221V222H179ZM241 221V222H240ZM252 221V220H251ZM150 222V221H149ZM181 223V221L179 222V224ZM182 223H181V225H182ZM185 223V224H184ZM223 223H224V226H223ZM227 223V224H228ZM239 223H241L242 224V226H240V224ZM248 223V222H247ZM155 224H159V223H155ZM186 224V225H187ZM236 224H239V226L238 227H240V228H237V225ZM71 226L72 228H71V230H73L72 232H71V230H70V233H65V231H63L62 229H61V226ZM168 225V224H167ZM166 225V226H167ZM170 225V224H169ZM255 225H257V223L255 224ZM156 226H158V225H156ZM166 226H165V229L166 230H168V226H167V228H166ZM223 228H222V227ZM231 226V225H230ZM246 226H249V223L248 224H246ZM187 227V226H186ZM202 227V228H201ZM229 227V226H228ZM227 227V228H228ZM250 227V226H249ZM249 227H246V228H248V229H246V228H244L243 229V231L241 230L240 231V233L241 234H243L242 232H245V233H247V234H250L249 232H251V233H253L254 232V222L252 223L251 222V227H250V230H249ZM262 227V225L259 227L261 230H259V228H258V230L257 229H255L256 230V232H255V237H252L251 239H252V241L254 240V239H257V243H255L254 242V245H255V249H253L251 252H253L254 254H258L259 256L257 257V255H253V253H252V255L254 256V259L255 260H257V262L254 260V259H252V255L251 256H249V257H251L250 259H247V255L248 254H246L247 253V250H246V252H244L245 251V249H244V247L246 248V246H244V243L245 242H247V239H248V237H250V236H248V237H246L245 235L243 236V237H240V243L237 241V239H238V236L237 237H235L236 236V234H238V232L237 233H231L230 232V234L231 235H233L234 237H235V241H236V243L234 244L232 241H231V239L232 238H230V237H232V236H230L229 235V232L227 233L228 235H227V238H225V239H229L230 238V243H231V246L232 247H230V249L231 248H234V250L235 251H233L232 249H231V251H230V253H229V257L227 256L228 255V253H227V251L224 249L225 247L223 246V243H224V239H222L221 240V238H219V236H221V234L220 235H218V237H217V234L215 235L214 233H213V231H212V235L214 234L215 235V238H219V242L220 243H222V244H220V245H222V247H223V250L221 249V248H216V246H218L217 244H215V243H213V244H211V246L212 247H214V248H212V247H210V245H209V243H211V241L212 240H210V241H208V243H204V245H208L212 250H210V251H208V246L206 245V246H200L199 247V249L197 248V250L196 251H194V253H190V251H192V250H190L192 247L190 246V242H189V240H188V242H189V247H191L190 249H189V247H188V244H186V246L188 247H186V251L189 249V254L188 255H191L190 256V258L187 260V263H186V261H185V263H183L184 262V259H182L183 258V256H182V258H181V260H182V263H180V264H195V263H197V261H199V259H200V257H202L203 256V258H204V260L206 259L204 256H205V254H206V257H207V254H209V253H206L207 251L208 252H210V254L208 255V257L210 258V256H213V253H214V256H215V253L216 254H220V252H221V254L220 255H222L223 257H228V258H226V259H228L227 261L229 262V264H230V262H234V259H232V258H234V256L235 257H237V259H236V262L237 263H233V264H241V262H242V264H243V262H244V264H248L249 263V261H250V264H256V263H258L259 261H260V264H264V254H263V252L264 251H262V250H264L263 249V247H264V245H263V243H264V228H261ZM263 227H264V224H263ZM158 228V230H160ZM177 228H178V230H177ZM227 228H225L224 229V231H226V230H228ZM230 228H232V230L233 229H235L234 227H229V230L228 231H230ZM251 228L253 229V230H251ZM164 229V228H163ZM163 229H162V232H163ZM192 229V230H191ZM197 229V230H196ZM236 229L234 230L235 232H236ZM45 230H48V231H50V233L51 234H53L54 236H57L59 239H57L56 241H47V240H44V239H39V237L41 236V234H43V233H45L46 231ZM157 230V231H158ZM172 230H173V232H172ZM175 230V231H174ZM211 230H210V232H211ZM216 230V231H215ZM231 230V231H232ZM157 231H153V232H150V235L149 234H147L148 236H146V237H149V236H151V234H153L151 237H155L156 235H157ZM161 231V230H160ZM160 231H158V232H160ZM165 231V230H164ZM192 231V232H191ZM247 231V232H246ZM259 231V232H258ZM262 231V232H261ZM155 232V233H154ZM188 232H190L189 234H188ZM194 232H193V234L192 235H194ZM209 232V233H210ZM218 232V233H219ZM227 232V231H226ZM226 232L224 233V232H222V233H224V235L226 234ZM239 233V236L241 235ZM244 233V234H245ZM260 233V234H259ZM208 234V233H207ZM206 234V236L208 237V236H211L210 238L212 239V238H214V235H213V237H212V235H211V233L210 234H208L207 235ZM235 234V235H234ZM257 234V235H256ZM155 235V236H154ZM177 235V234H176ZM200 235V236H199ZM223 235V236H224ZM162 236V235H161ZM191 236V235H190ZM222 236V237H223ZM230 236V237H229ZM252 236V235H251ZM257 236H258V238H257ZM4 237V238H3ZM9 237V238H8ZM164 237V239H166L167 240V238L168 237H166L165 235L163 236ZM162 237V238H163ZM166 237V238H165ZM175 237V236H174ZM177 237H178V235H177ZM177 237H175V239L177 238ZM197 237H195L196 239H195V241L198 239ZM233 237V238H234ZM244 237L245 238H247V239H244ZM10 238L12 239V241L10 240ZM156 238V237H155ZM169 238H170V236H169ZM168 238V239H169ZM173 238V237H172ZM241 238H243V240L245 241H243ZM254 238V239H253ZM262 240H261V239ZM1 239V238H0ZM1 239V240H2ZM153 238H151V240H152ZM191 239V238H190ZM216 239V240H217ZM259 239V240H258ZM3 240V241H4ZM59 240V241H58ZM150 240V242H152ZM165 240V241H166ZM199 240V239H198ZM215 239L213 240V241H216ZM224 240V241H223ZM233 240V241H234ZM142 241V240H141ZM169 241V240H168ZM175 241V240H174ZM177 241H178V244H179V240H178V238H177ZM212 241V242H213ZM218 241H217V243H218ZM222 241V242H221ZM234 241V242H235ZM263 241V242H262ZM2 242V241H1ZM59 242H63V243H66V244H68V245H71L70 247H72L73 246V249H71L70 251H68L69 250V246H68V250H62V252H60V251H58V253H54V248H55V246L59 243ZM187 242V243H188ZM197 242V241H196ZM260 242H262V244H260L261 245V247L260 246H258V243H260ZM7 243V244H8ZM169 243V242H168ZM175 243V242H174ZM242 243V244H241ZM163 244V243H162ZM170 244V243H169ZM182 244V245H183ZM192 245H193V242L191 243ZM196 244V243H195ZM194 244V245H195ZM225 244V243H224ZM9 245V244H8ZM167 245V244H166ZM180 245V244H179ZM182 245H180V247L182 246ZM193 245V247H196V246H198L197 244L194 246ZM216 245V246H215ZM226 245V244H225ZM237 245V246H236ZM11 246V245H10ZM175 246H178V245H176L175 244ZM239 246V247H238ZM244 246V247H243ZM256 246H258V248L260 249H258ZM179 247V248H180ZM184 247V246H183ZM183 247H181V251H184L185 252V250H183L184 248ZM238 247V248H237ZM177 248V251H179V249H178V247H176ZM217 249V251H216V249ZM239 248H241V249H243V251L241 252L240 250H239ZM54 249V250H53ZM151 249V248H150ZM193 249H195V248H193ZM216 251V252H213L214 250ZM219 249V250H218ZM247 249V248H246ZM258 249V250H257ZM262 249V250H261ZM152 250V249H151ZM239 250V251H238ZM259 251L260 253H262V254H260L259 252H256L255 253V251ZM64 251V252H63ZM67 253H66V252ZM78 251V252H77ZM173 251H175V250H173ZM177 251H175V253L177 252ZM218 251H220V252H218ZM225 251H226V254H225ZM53 252V253H52ZM218 252V253H217ZM238 252V253H237ZM239 252H240V255H239ZM50 253H52V254H50ZM63 253V254H62ZM146 253H147V251H146ZM174 253V254H175ZM180 253V252H179ZM188 253V251L185 253V255ZM212 253V254H211ZM235 253V254H234ZM64 254H67L66 256L64 255ZM164 254V253H163ZM170 254V253H169ZM224 254H225V256H224ZM234 254V255H233ZM236 254L237 255H239V256H236ZM242 254V255H241ZM245 254H246V256H245ZM173 255V254H172ZM175 255H177V253L175 254ZM181 255H184L182 252H181ZM188 255H186V256H188ZM215 256L217 259L219 258V256ZM232 255V256H231ZM262 255V256H261ZM153 256H154V254H153ZM160 256H161V253H160ZM180 256V255H179ZM214 256L213 257H211V258H214ZM243 256V257H242ZM256 256V257H255ZM48 257V258H47ZM128 257H130V256H128ZM171 257V256H170ZM176 257V256H175ZM175 257L174 258H171V260H173V259H175ZM207 257V258H208ZM239 257V258H238ZM161 258V257H160ZM165 258V257H164ZM179 258V257H178ZM230 258V259H229ZM243 258H244V260H243ZM260 258H262V259H260ZM126 259V258H125ZM134 259V258H133ZM146 259V258H145ZM153 259V258H152ZM185 259H187V257H185ZM232 259V260H231ZM242 259V260H241ZM245 259H247V260H245ZM258 259H260V260H258ZM43 260H45L44 262H43ZM157 260V259H156ZM158 260H159V258H158ZM203 260V261H204ZM212 260V259H211ZM211 260H205V261H211ZM230 260V261H229ZM239 260V261H238ZM241 260V261H240ZM28 261V262H27ZM31 261V259L29 260H26V262H23V264H29V263H31V264H33L32 262H30ZM38 261V262H37ZM130 261V260H129ZM149 261L153 264H157L156 263V261L155 262H153V260L151 261V259L149 258ZM161 261V260H160ZM191 261V262H190ZM204 261V264L206 263V264H210L209 262L207 263V262H205ZM226 260L225 261H223V262H221V260H220V258H219V260H218V262H220V263H217V264H227L228 262H227ZM247 261H248V263H247ZM254 263H253V262ZM131 262V261H130ZM133 262V261H132ZM131 262V263H132ZM143 262V261H142ZM147 262V261H146ZM150 262H148L149 264H150ZM240 262V263H239ZM161 263V262H160ZM159 263V264H160ZM134 264V263H133ZM137 264V263H136ZM140 264V263H139ZM143 264H144V262H143ZM201 264H202V262H201ZM259 264V263H258Z\"/></svg>", "mask_w": 264, "mask_h": 264}]
</instances>
